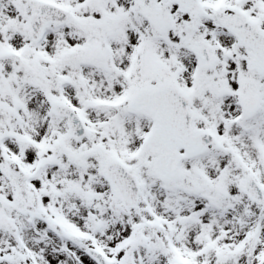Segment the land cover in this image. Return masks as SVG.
Wrapping results in <instances>:
<instances>
[{
    "label": "snow or ice",
    "instance_id": "1",
    "mask_svg": "<svg viewBox=\"0 0 264 264\" xmlns=\"http://www.w3.org/2000/svg\"><path fill=\"white\" fill-rule=\"evenodd\" d=\"M0 264H264V0H0Z\"/></svg>",
    "mask_w": 264,
    "mask_h": 264
}]
</instances>
